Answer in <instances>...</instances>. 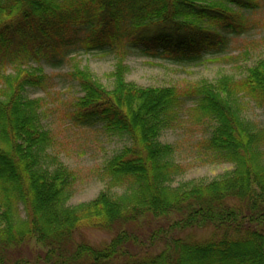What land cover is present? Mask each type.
<instances>
[{
	"label": "trees",
	"instance_id": "1",
	"mask_svg": "<svg viewBox=\"0 0 264 264\" xmlns=\"http://www.w3.org/2000/svg\"><path fill=\"white\" fill-rule=\"evenodd\" d=\"M260 3L0 0V264H264V127L246 114L250 104L264 110V57L240 78L149 88L127 81L135 52L180 67L225 53L230 35L258 26L247 12ZM81 29L88 33L78 36ZM73 43L78 52H105L116 63L113 90L88 69L70 73L83 94L72 124L100 125L131 145L103 168L106 190L70 208L75 172L51 163L55 140L43 124V100L27 93L50 83L35 63L63 59ZM188 118L205 125L198 153L233 164L232 174L172 185L184 167L161 138ZM84 229L114 238L93 246L78 239ZM197 230L211 234L200 239Z\"/></svg>",
	"mask_w": 264,
	"mask_h": 264
},
{
	"label": "rangeland",
	"instance_id": "2",
	"mask_svg": "<svg viewBox=\"0 0 264 264\" xmlns=\"http://www.w3.org/2000/svg\"><path fill=\"white\" fill-rule=\"evenodd\" d=\"M256 12H247L251 21L258 26L241 36L230 35L226 52L220 55H208L203 63L180 67L163 60H151L133 53L128 59L130 72L127 81L139 87H169L173 85L187 86L203 80L217 81L224 75L240 78L247 67L255 65L264 57V0ZM88 29L78 30V36H85ZM62 59L56 57L42 58L36 66L44 68L50 77L46 91L29 90V99H42V120L46 129L54 138L53 148L49 150L51 163L54 159L63 163L75 172L76 183L74 195L68 202L70 208L96 200L106 190V181L102 180L105 165L124 148L131 145L128 137L112 136L102 126L76 127L71 122L73 105L83 94L79 83L70 73L76 67L88 69L94 78L108 90L115 88L112 73L116 61L105 52H78V44L67 46ZM61 61V63H60ZM189 109V108H188ZM187 109V110H188ZM189 110L186 115H189ZM253 123L264 127V110L253 104L246 112ZM205 125L193 118L186 119L182 128L166 132L161 141L171 144L176 149L174 160L184 167V173L177 177L174 187L183 183L209 184L229 176L235 170L230 163H215L210 158L199 154L196 150L198 140L203 137ZM25 216V215H23ZM197 237L202 239L211 234L208 230H197ZM82 235V237H81ZM93 246H103L114 238L112 233L100 229H84L79 235ZM162 247H156L151 254L158 253ZM121 264L125 261H117ZM134 260L126 261L133 263Z\"/></svg>",
	"mask_w": 264,
	"mask_h": 264
}]
</instances>
